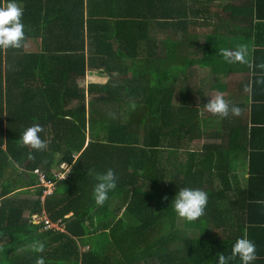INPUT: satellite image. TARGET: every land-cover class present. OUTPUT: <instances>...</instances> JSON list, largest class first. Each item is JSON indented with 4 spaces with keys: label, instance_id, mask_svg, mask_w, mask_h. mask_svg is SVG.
<instances>
[{
    "label": "trees",
    "instance_id": "trees-1",
    "mask_svg": "<svg viewBox=\"0 0 264 264\" xmlns=\"http://www.w3.org/2000/svg\"><path fill=\"white\" fill-rule=\"evenodd\" d=\"M228 1L17 0L25 39L0 49V264H216L257 229L259 180L244 178L242 148L264 130L204 112L224 85L212 43L237 36L233 26L213 31L222 14L245 9ZM196 24L213 29L210 45L199 44ZM199 49L212 78L185 84ZM33 125L43 128L41 151L20 143ZM62 163L70 173L56 180ZM37 169L56 182L44 202ZM108 169L116 188L97 206L95 177ZM184 187L206 192L207 204L183 229L170 204ZM34 215L65 229L44 231Z\"/></svg>",
    "mask_w": 264,
    "mask_h": 264
},
{
    "label": "crops",
    "instance_id": "crops-1",
    "mask_svg": "<svg viewBox=\"0 0 264 264\" xmlns=\"http://www.w3.org/2000/svg\"><path fill=\"white\" fill-rule=\"evenodd\" d=\"M233 5L238 3H244L245 9L243 10V17L233 10H229L227 13L222 14L220 29L213 31L208 30L200 25H193L194 33H197L199 44L206 46V40H208V34L213 31V34H224L223 29L231 28L233 26L234 34L236 37L227 39L226 44L220 36L216 39L219 41L221 48H218L214 43L212 61H217L222 64V67L218 69L217 77L218 81L224 85L221 88L214 89L219 91L220 96H227V102L232 104H241L243 106L240 109L239 115H236L234 120L243 119L248 125V134L251 130H264V0H229ZM216 3H211L209 10L215 11ZM254 8L252 12L251 29L250 34L246 33L245 24L246 10L248 6ZM249 12V11H248ZM238 14V15H237ZM217 14L212 13L211 16L215 20ZM197 16H193L195 18ZM238 17V18H237ZM246 21V22H245ZM248 42V46H247ZM205 43V45H204ZM243 50V59L229 61L226 59L225 54H234L237 51ZM197 63L192 67H188L187 73L184 74L185 84L190 82H203L206 78H212L209 74V68H204L206 63L205 58L202 56L200 49L195 52ZM199 61V62H198ZM189 73V74H188ZM194 74V78L188 77L190 74ZM187 77V78H185ZM189 82H188V80ZM197 84V85H198ZM213 90V89H212ZM216 96L214 95V98ZM261 106V107H260ZM235 117V116H233ZM243 153H242V170L245 177L257 178L259 180L258 185H254L251 191L253 195L261 196V199L257 206L264 208V131L255 134L251 142L244 140ZM258 151L259 155L252 158L251 153ZM253 172L250 173L249 170ZM248 173V174H247ZM258 209V208H257ZM260 209V208H259ZM254 221H262L257 229L250 231L249 237L255 245L256 259L253 264H264V210H254ZM252 220V218H251ZM248 226V225H247ZM246 228V226H244ZM248 231V230H247ZM255 231V232H254ZM248 236V234H247Z\"/></svg>",
    "mask_w": 264,
    "mask_h": 264
},
{
    "label": "clouds",
    "instance_id": "clouds-1",
    "mask_svg": "<svg viewBox=\"0 0 264 264\" xmlns=\"http://www.w3.org/2000/svg\"><path fill=\"white\" fill-rule=\"evenodd\" d=\"M22 14L23 9L17 0H5L3 4H0V49H18L22 46L25 39L24 25L21 22ZM225 57L230 62L242 60L243 50L231 55L226 53ZM204 107L209 113L221 118L227 117L229 114L236 116L240 112L237 106L230 105L220 95L209 100ZM42 132L43 128L41 126H30L21 134L20 143L34 151H41L46 146L40 137ZM95 179L97 182L93 188L94 202L97 206H102L108 198L109 192L116 188L117 176L112 169H108L103 173L97 174ZM206 204V192L197 188L184 187L176 191L170 205L177 217L182 218L186 222H194L204 214ZM43 247V244L39 242L35 245L37 251H42ZM255 259L256 250L254 243L246 236L241 235L232 244L227 255L217 253L216 264H233L237 260L239 264H253ZM36 264H44L43 258L38 257Z\"/></svg>",
    "mask_w": 264,
    "mask_h": 264
},
{
    "label": "built area",
    "instance_id": "built-area-1",
    "mask_svg": "<svg viewBox=\"0 0 264 264\" xmlns=\"http://www.w3.org/2000/svg\"><path fill=\"white\" fill-rule=\"evenodd\" d=\"M70 173V166L63 163L60 166V171L56 174V180H62L68 177ZM38 185L44 188L43 197H49L53 194L56 188V182L47 178L45 172L40 169L34 171ZM42 197V199H43ZM32 224H43V230H55V231H64L65 224L62 220L52 222L46 215L42 218L34 215L31 217Z\"/></svg>",
    "mask_w": 264,
    "mask_h": 264
},
{
    "label": "rangeland",
    "instance_id": "rangeland-1",
    "mask_svg": "<svg viewBox=\"0 0 264 264\" xmlns=\"http://www.w3.org/2000/svg\"><path fill=\"white\" fill-rule=\"evenodd\" d=\"M88 83H89V79H88V80L86 79L85 82L82 83V86H83V85H84V86H86V85L88 86ZM213 99H214V98H213ZM204 112L207 113V114H209V116H210V114H211V113H209V112L206 110V108L204 109ZM165 156H166V155H165ZM55 170H56V171H55V175H56V174L60 171V167H59V168H56ZM176 171L179 172L180 174H183V173H184L183 170H182L181 168H179V167L177 168ZM49 197H50V196H49ZM46 199H47V197H43V199H41V201L44 202ZM27 216H28V215H27ZM68 216H72V215L70 214V215H68ZM68 216H67V217H68ZM184 223H185L184 220L179 219V222H178L179 227H181V228L184 229Z\"/></svg>",
    "mask_w": 264,
    "mask_h": 264
}]
</instances>
